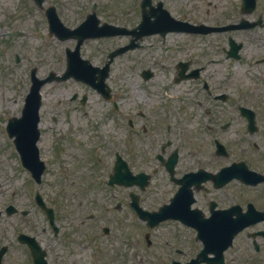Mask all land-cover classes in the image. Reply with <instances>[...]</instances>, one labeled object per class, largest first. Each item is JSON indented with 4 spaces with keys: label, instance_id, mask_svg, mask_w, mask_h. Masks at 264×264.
<instances>
[{
    "label": "flooded vegetation",
    "instance_id": "1",
    "mask_svg": "<svg viewBox=\"0 0 264 264\" xmlns=\"http://www.w3.org/2000/svg\"><path fill=\"white\" fill-rule=\"evenodd\" d=\"M133 3L131 28L143 10L140 0ZM236 4L213 26L243 20L264 24V12L252 16L257 7L248 13L241 9L242 0ZM147 10L154 19V10ZM174 14L199 23L196 14ZM246 30L142 36L163 42L173 33L190 36L180 49L188 50L186 56L168 65L174 71L170 78L188 87L181 95L170 94L175 103L166 107L178 110L124 120L129 146L122 137L123 121L117 119L112 152L94 148L96 120H89L79 139L73 127L56 128L51 148H42V154L58 164L68 158L77 165L91 160L96 171L80 174L83 166H78L53 178L44 195L54 222L38 207L30 232L35 241L18 238L28 232L20 211L14 214L13 239L4 223L0 264H264V36ZM229 65L239 70L222 68ZM117 154L134 173L139 167L154 172L145 190L136 178L120 176L111 183L104 160L110 158L113 166Z\"/></svg>",
    "mask_w": 264,
    "mask_h": 264
},
{
    "label": "rangeland",
    "instance_id": "2",
    "mask_svg": "<svg viewBox=\"0 0 264 264\" xmlns=\"http://www.w3.org/2000/svg\"><path fill=\"white\" fill-rule=\"evenodd\" d=\"M94 0H48L46 5L55 3L63 21L70 26L79 23V19L84 15L85 10ZM97 1V0H95ZM105 5L104 11L100 13L101 17L115 16L116 18L127 17L130 14L129 7L132 0H98ZM261 6H264V0H259ZM166 4L171 5L178 13H187L190 16L199 15L201 18L214 22L220 20L222 15L233 12V5L238 0H166ZM236 6V5H235ZM128 7V9L126 8ZM254 15V14H253ZM187 16L190 20L192 18ZM252 35L264 36V25H257L249 31ZM190 36L173 35L169 43L165 46H153L138 48L128 51L121 55L112 68L111 78L108 83L116 94L124 95L121 99L124 111L127 109L134 110L136 107H143L154 116V110L151 107L154 104L165 102L162 93L161 99H152L153 94H159L162 90L169 87L167 80V71H162L161 66H156L157 76L152 81H144L139 75L138 67L146 66L149 63H173L178 56H186L188 50H180L185 45V40ZM113 41H122L115 38ZM96 42L86 43L82 47V55L93 54L97 49ZM75 40H59L54 35L49 34L46 16L34 3V0H0V168L7 172L5 183L0 187V205L5 202L20 203L31 209L27 215V229L29 221L33 222L36 217L34 209V191L39 187L18 163L14 154V146L6 132L7 119L13 115H19L24 103V97L30 87V70L32 67L38 68V75L45 77L50 71L62 73L65 69V49L73 48ZM166 49L167 51H165ZM204 50V49H203ZM20 56L17 61L16 56ZM93 60V59H92ZM140 61L138 67L135 65ZM157 65V64H156ZM154 66V64H153ZM221 66V65H220ZM233 71L239 70L234 66H223ZM226 70V69H224ZM234 79V78H233ZM180 88L182 84H173L172 87ZM78 92L79 95L87 93L89 101L86 105H81L78 101L74 103L67 99ZM119 92V93H117ZM177 94V93H176ZM43 105L41 108L42 126L44 131L42 141L46 149H50L53 141V135L50 131L52 121L50 119L54 111H66L65 106H71V120L78 128L74 131V136L79 139L83 138V130L87 127L88 122L83 116L85 112H91L95 118H100L103 112L109 110V105L102 100L101 95L91 89L86 84L69 79L64 82L46 83L42 87ZM198 95L200 93L198 92ZM61 99L62 103L57 104ZM75 105H79L78 109ZM156 113V110H155ZM165 115V114H164ZM118 116H116L117 118ZM65 126H61L64 128ZM115 125L108 124L107 129L113 136H116ZM95 140V138H94ZM60 142V141H59ZM107 144V142H106ZM95 145V142H93ZM112 149V146H108ZM85 162L88 163V160ZM76 165L68 158L64 164L55 163L50 165L46 172L47 182L54 176L57 170L64 171ZM78 173L91 175L92 171L83 166L78 167ZM45 177V178H46ZM45 181V182H46ZM44 182V183H45ZM44 186V184H43ZM49 188V185L46 184ZM43 191V188H41ZM10 220L16 222V218L11 216ZM13 225V224H11Z\"/></svg>",
    "mask_w": 264,
    "mask_h": 264
},
{
    "label": "water",
    "instance_id": "3",
    "mask_svg": "<svg viewBox=\"0 0 264 264\" xmlns=\"http://www.w3.org/2000/svg\"><path fill=\"white\" fill-rule=\"evenodd\" d=\"M50 11L51 10L48 11L49 12L48 16L52 30L54 29V22L56 20H54V18L51 16ZM85 25L86 22L81 24L73 33L82 32ZM81 41L82 39L79 40V44ZM71 55H77V52ZM80 63H85V62H76V64H80ZM70 64H74V62L69 59V65ZM69 70L73 73L78 74L81 77L87 74V70L85 69L75 70L72 69V67H70ZM71 72L67 71L63 75V77H59V78H66L72 74ZM52 76L53 75H51L49 78L46 79H38L35 76L34 71L32 72L33 85L31 88V92L27 96L25 108L23 110L24 115L21 118L15 117L11 119L8 125V130L10 132V135H14V134L17 135V138L15 140L17 147L23 150L24 146L26 145L28 155L31 157V159H33L32 162L33 166L31 168L32 170L40 169V167H37L36 164L37 156H36V145H35L38 137L39 107L41 104L40 87L45 81L51 79Z\"/></svg>",
    "mask_w": 264,
    "mask_h": 264
}]
</instances>
